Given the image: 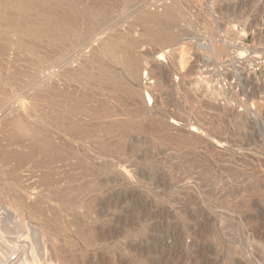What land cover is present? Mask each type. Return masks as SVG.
Masks as SVG:
<instances>
[{"label":"rangeland","instance_id":"rangeland-1","mask_svg":"<svg viewBox=\"0 0 264 264\" xmlns=\"http://www.w3.org/2000/svg\"><path fill=\"white\" fill-rule=\"evenodd\" d=\"M95 1L106 5L95 21H106L103 39L117 31L121 41L139 43L146 112L133 117L122 153H114L119 130L107 136L106 119L90 126V142L69 140L48 111L86 95L91 100L79 105L91 107L109 91L84 77L65 78L58 40L22 35L16 15L15 22L0 19L3 264L22 262L31 243L51 264H264V197L257 194L259 183L264 190V0ZM174 4L180 10L169 30L176 39L163 45L151 37L147 14ZM97 48L93 40L73 51L70 68ZM49 101L56 102L48 108ZM159 116L170 135L195 129L202 148L169 145L163 132L147 127ZM17 117L66 143L71 156L39 150L21 160L34 146L16 141L10 125ZM80 158L109 181L95 189L98 177L82 176ZM71 189L82 192L70 196Z\"/></svg>","mask_w":264,"mask_h":264},{"label":"bare ground","instance_id":"bare-ground-1","mask_svg":"<svg viewBox=\"0 0 264 264\" xmlns=\"http://www.w3.org/2000/svg\"><path fill=\"white\" fill-rule=\"evenodd\" d=\"M0 1V19H10L12 20L10 22H15L13 15L18 16L20 19L18 28L19 32L22 35L31 36L36 40H42L46 37H50L60 42L61 47L63 48L62 52H64L65 55V63L67 67L63 75L65 78L73 77L75 78V80H79L81 77H84L85 80L88 81L89 85H92V83L93 85H95L96 82H100L101 86L109 91L106 94V98L97 99L96 101L93 100V105L84 109L81 108L79 103L81 101L87 102L91 100V97L89 95L80 97L78 105L75 104L71 107H66V101H57L59 109L55 111H48L47 119H49V121L54 120L58 122V124H56L57 127L61 128L60 130L68 135L70 138L69 140L73 142H90V126L95 125L96 122H100V120L102 119H106L104 121V131L106 132L107 136L108 134L113 132L114 129L119 130V135L116 137L118 138V142L116 146H114L117 151L114 153H122L124 147V139L127 137L126 135L128 134V132H130L133 128V117L143 115L146 112V101L142 94V89L139 88H142V56L136 50L138 49L139 43L132 41L129 38L123 39V41H121V36L117 31L112 35H109L105 39L101 37L103 35L102 32L104 31V29H106V21L103 20L99 21L98 23H95V21L99 19V17L105 16L107 14V10L105 7L106 5L102 1ZM179 10L180 7L177 4H174L172 6L166 7L165 10L161 13H148L147 21L154 23L155 26H158L159 24L165 25L164 29H159L154 26V28L150 32L151 37H157V40L163 45L173 43L176 39V36L169 30V28L170 25L176 21ZM242 31L245 36H247L249 33L245 30ZM93 40L98 42V48L95 49L97 51L93 52V56L90 59L81 62L76 68H70L74 63L71 53L73 51H81L83 48H88ZM95 87H98L100 90L102 89V87H100L99 85H95ZM111 88L113 90H111ZM52 89L55 90L56 88L52 87ZM5 93L6 90L0 86V97L5 95ZM112 100H114L115 103L119 104L121 107L126 106L129 103V105H133V109H129L128 112H122L119 110V108L114 106L115 104L112 103ZM148 100L151 102L150 96H148ZM55 102L56 101H49L47 102L46 106L48 108L52 107L51 105L55 104ZM81 114H83V116H78ZM166 125L167 123L165 122L164 116H159L150 119L147 127H149L155 133L160 134L161 132H163L166 135L167 143L169 145L182 144L186 147L202 148L201 146L203 144V141L196 137L194 133H196L197 131L195 129L192 130V133L190 132L191 134H188L185 131L181 133L179 132V134L173 136L166 132ZM10 126L12 127L15 135L18 136L16 139L17 142L21 140L25 141L27 139L31 140V146H34L27 154L20 155L21 160L22 158L26 159L31 157L35 152L39 150L48 153V155L56 159L69 158L71 156V154H68L62 149V147L66 143H56L49 131L45 132L39 129L37 126L32 127L30 123L19 117L15 118L11 122ZM107 140L108 139H104L103 142L106 143ZM70 144L72 143L70 142ZM8 156L11 157L12 154L5 155L6 158H8ZM109 156L113 155L109 154ZM85 162V159L80 158L77 162V165L80 167L83 166V172L81 173L82 176L98 177L96 183L94 184L95 189H98L101 185H104L109 181L108 179L101 182V173H99V171L97 170L95 171V167H89L88 164H85ZM259 180L262 179L259 178ZM259 184L258 187L256 186L258 190L255 188L254 189L257 190V194L259 195L258 197H264V190H261L262 185H260L259 187ZM81 192V189H71L67 191V194L70 196H77ZM139 204L140 203H138V205ZM186 216L187 215L184 216V219ZM188 216H190V214ZM188 216L186 217V219H189ZM25 242L27 241H24L21 245L24 246ZM29 242L30 241H28L27 244H29ZM33 246L34 245L32 243L31 247L28 246V249H30L31 252L30 250L26 249L27 246L25 247V258H23L24 260L22 262L18 261V263L51 264V262H48L46 260L42 262V258H39V254H41V251L43 249L41 247ZM11 257L9 256L7 259L10 260ZM3 258L5 257H0V264H3ZM13 262L14 261H12V263ZM5 264H7V261Z\"/></svg>","mask_w":264,"mask_h":264}]
</instances>
